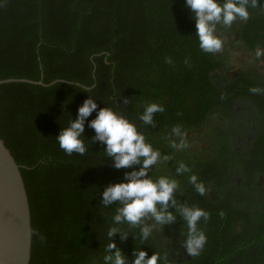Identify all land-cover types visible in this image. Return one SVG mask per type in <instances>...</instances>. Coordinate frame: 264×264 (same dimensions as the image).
I'll use <instances>...</instances> for the list:
<instances>
[{
	"label": "trees",
	"instance_id": "trees-1",
	"mask_svg": "<svg viewBox=\"0 0 264 264\" xmlns=\"http://www.w3.org/2000/svg\"><path fill=\"white\" fill-rule=\"evenodd\" d=\"M254 2L246 19H234L249 52L264 49V0ZM224 66L199 46L184 0H0V81L44 83L0 84V138L29 198L30 264H105L117 249L125 264L139 252L156 264H264V77L217 84L213 74ZM89 99L96 111L110 108L135 124L159 154L144 178L176 182L162 209L171 221L114 219L122 205L105 204L104 190L143 165L114 167L88 126L96 111L85 120V152L60 148L56 138ZM149 104L161 110L144 123ZM201 133L202 147H194ZM233 170L240 180H229ZM185 207L206 213L195 253L187 248ZM177 242L183 257L171 253Z\"/></svg>",
	"mask_w": 264,
	"mask_h": 264
},
{
	"label": "clouds",
	"instance_id": "clouds-1",
	"mask_svg": "<svg viewBox=\"0 0 264 264\" xmlns=\"http://www.w3.org/2000/svg\"><path fill=\"white\" fill-rule=\"evenodd\" d=\"M184 6L190 10L195 22L199 46L205 51L212 52L221 47V40L215 35L217 26H229L236 18L246 19L249 15L248 9L254 7L255 2L254 0H184ZM261 54L259 50L255 53L257 57ZM96 109L97 105L93 100L84 101L78 108L77 118L61 130L56 140L66 153L85 152L86 146L82 140L85 120ZM159 110H161L159 105L149 104L140 119L144 123H151L152 114ZM88 126L95 132L93 139L106 146L105 152L113 158L114 167L119 169L132 167L138 163L143 165L139 170L133 169L125 174L126 183L113 184L104 190L102 195L105 204L118 201L122 205L117 209L114 219L120 221L123 217L126 221L135 224L142 217L152 214L160 223L171 221L173 217L162 209L170 200L177 186L176 182L164 177L156 181L144 178L147 169L156 163L159 154L145 142L144 135L137 131L136 125L110 108H103L96 111L95 118L88 121ZM174 131L180 134L179 129ZM178 170L185 169L181 167ZM191 180L195 182L196 177H191ZM196 189L200 193L205 191L201 184H196ZM157 204L161 205V211H157ZM181 211L189 228L187 248L190 253H195L204 242V236L199 233L197 223L202 216H206V213L201 209L187 207ZM116 231L115 228L111 229L109 236ZM142 231L145 236L148 235V228ZM108 248H115V244L110 243ZM145 256L144 252H139L133 264H156V256L147 260ZM104 259L105 264H125V258L118 249L112 256H105Z\"/></svg>",
	"mask_w": 264,
	"mask_h": 264
},
{
	"label": "water",
	"instance_id": "water-1",
	"mask_svg": "<svg viewBox=\"0 0 264 264\" xmlns=\"http://www.w3.org/2000/svg\"><path fill=\"white\" fill-rule=\"evenodd\" d=\"M42 81L7 79L0 84ZM32 220L28 193L19 165L0 138V264H30Z\"/></svg>",
	"mask_w": 264,
	"mask_h": 264
},
{
	"label": "rangeland",
	"instance_id": "rangeland-1",
	"mask_svg": "<svg viewBox=\"0 0 264 264\" xmlns=\"http://www.w3.org/2000/svg\"><path fill=\"white\" fill-rule=\"evenodd\" d=\"M215 35L221 40V47L214 52L225 64L223 70L213 74L215 83H226L229 79L239 74H246L258 78L264 77V49L260 50L262 54L259 57L255 55L256 52L246 50L239 38L238 22L233 21L229 26L218 25ZM212 126L213 124L211 123L208 126L210 128L206 130L211 129ZM204 135L205 133H201L200 135L193 136L195 141H199L194 147H202L201 141L206 138V135L205 137ZM241 138H245V136L242 134Z\"/></svg>",
	"mask_w": 264,
	"mask_h": 264
},
{
	"label": "flooded vegetation",
	"instance_id": "flooded-vegetation-1",
	"mask_svg": "<svg viewBox=\"0 0 264 264\" xmlns=\"http://www.w3.org/2000/svg\"><path fill=\"white\" fill-rule=\"evenodd\" d=\"M248 139H249V136H248ZM235 144H236V150H239L241 148L247 147L249 142L247 140L244 142H238V143L236 142ZM237 176H238L237 171L233 170L230 172L229 180H232V181H236L237 179L240 180ZM210 196L214 199L216 198V194L214 193L213 188L210 189ZM173 245L175 248L173 250H171V253L174 255V257H179V255L181 257H183V255L186 253L185 247L183 245L179 244L178 242L173 244Z\"/></svg>",
	"mask_w": 264,
	"mask_h": 264
}]
</instances>
